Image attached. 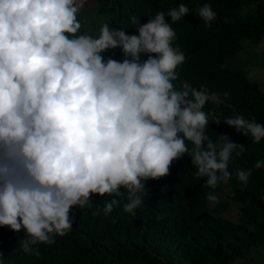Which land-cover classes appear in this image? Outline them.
Listing matches in <instances>:
<instances>
[{
    "label": "clouds",
    "instance_id": "clouds-1",
    "mask_svg": "<svg viewBox=\"0 0 264 264\" xmlns=\"http://www.w3.org/2000/svg\"><path fill=\"white\" fill-rule=\"evenodd\" d=\"M83 6L84 0H0V227L23 230L21 251L35 257L33 246L71 231V210L91 209L94 194L113 197L106 215L122 197L123 211L134 214L148 197L146 182L166 180L179 163L195 182L227 184L229 162L246 146L227 135L210 139V116L254 143L264 139V124L206 113L208 101L219 103L215 94L179 81L185 56L173 46L176 33L165 16L175 23L187 6L143 24L131 17L137 34L104 23L96 37L81 32ZM198 14L206 27L216 19L209 4ZM117 48L122 60L104 57ZM261 167L264 160L254 165ZM252 171L236 177L246 186Z\"/></svg>",
    "mask_w": 264,
    "mask_h": 264
},
{
    "label": "trees",
    "instance_id": "trees-1",
    "mask_svg": "<svg viewBox=\"0 0 264 264\" xmlns=\"http://www.w3.org/2000/svg\"><path fill=\"white\" fill-rule=\"evenodd\" d=\"M96 1L97 14L106 17L104 23L129 35L137 34L131 17L143 24L158 12L187 6L189 13L175 23L165 16L176 33L173 46L185 56L179 81L215 94L219 103L208 101L206 113L214 109L222 120L243 115L264 124V94L257 83L241 68L222 67L245 42L258 45L263 40L264 0ZM204 4L216 12L209 27L198 14ZM247 7L255 11L242 17L238 12ZM103 55L123 59L118 48ZM173 83L178 89L177 80ZM206 134L214 142L227 135L232 142L246 146L240 157L229 162L227 184L211 189L205 184L206 177L195 182L190 169L179 163L166 180L146 182L148 197L134 214L123 211L126 197L119 198L107 215L104 206L113 199L107 195L94 194L91 209L74 207L72 230L55 237L51 245H34L39 257L21 251L20 241L27 238L23 230L14 233L0 227V264H232L264 248V167L254 168L257 161L264 160V139L254 143L250 135H241L223 123L214 124L211 116ZM188 147H192L190 142ZM248 169L253 171L245 186L236 173ZM209 193L217 196V202L207 200Z\"/></svg>",
    "mask_w": 264,
    "mask_h": 264
},
{
    "label": "rangeland",
    "instance_id": "rangeland-1",
    "mask_svg": "<svg viewBox=\"0 0 264 264\" xmlns=\"http://www.w3.org/2000/svg\"><path fill=\"white\" fill-rule=\"evenodd\" d=\"M96 3V0H84V6L78 16L82 23L81 32L94 37L99 35L98 26L107 21L106 17L97 14ZM254 11V7H247L238 13L242 17H248ZM223 67L226 69H244L248 72L250 79L257 83L261 93L264 94V38L258 45L245 42L244 48L235 56L227 58ZM232 264H264V248L251 251L248 256L237 259Z\"/></svg>",
    "mask_w": 264,
    "mask_h": 264
}]
</instances>
